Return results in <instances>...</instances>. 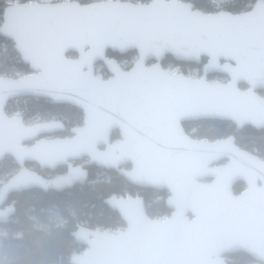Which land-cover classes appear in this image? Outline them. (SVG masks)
Listing matches in <instances>:
<instances>
[{
	"label": "water",
	"instance_id": "1",
	"mask_svg": "<svg viewBox=\"0 0 264 264\" xmlns=\"http://www.w3.org/2000/svg\"><path fill=\"white\" fill-rule=\"evenodd\" d=\"M264 20V0L236 15L203 12L183 0L26 1L8 4L0 35L14 44L29 72L0 75V162L14 159L18 170L0 186V207L13 193L45 190L47 180L26 168L83 164L114 168L128 182L166 189L165 218H151L141 197L104 200L124 222L120 231L79 226L73 239L86 246L70 264H227L243 252L264 264V160L241 148L234 135L214 140L186 133L182 122L224 120L241 130L264 129V42L241 31ZM108 51H135L127 70ZM73 53L71 57L68 53ZM201 64V76L169 72L162 59ZM149 61H154L148 65ZM221 61H223L221 63ZM101 62L110 76L95 74ZM219 73L228 81H210ZM249 88L242 90L239 84ZM44 98L83 111L81 126L68 138L37 140L64 130L60 120L27 125L5 107L17 98ZM113 128L122 142L108 144ZM107 144L105 150L99 147ZM130 163L131 170L118 169ZM243 182L236 195L233 186ZM13 207L0 208V223Z\"/></svg>",
	"mask_w": 264,
	"mask_h": 264
},
{
	"label": "trees",
	"instance_id": "2",
	"mask_svg": "<svg viewBox=\"0 0 264 264\" xmlns=\"http://www.w3.org/2000/svg\"><path fill=\"white\" fill-rule=\"evenodd\" d=\"M23 1L34 0H18V2ZM193 1L196 7L205 11L216 10L210 0ZM247 1L231 0L225 4V7L237 11L242 9ZM7 5L8 0H0V23ZM17 54L13 42L0 35V68L8 66L10 69L15 65L20 71L28 73L27 65ZM107 54L117 58L125 67H129L131 56L135 55L134 52L120 55L111 51ZM13 56H17L20 61L15 62ZM167 61L173 60L167 56L162 61L163 67L167 66ZM174 64L198 67L193 63L174 62ZM4 74L7 73L0 70V75ZM5 111L10 116L22 115L24 120L48 119L51 115H55L62 119L67 127L80 122V111L77 108L68 104H53L43 98L11 100L6 105ZM185 128L192 137L198 139L214 140L234 135L236 143L241 148L257 154L264 160V129L258 130L246 125L241 130H236L231 122L215 119L199 120L193 124V127ZM16 168L17 165L10 157L5 158L0 165V182ZM133 189L139 188L128 185L115 172L91 167L84 182H75L60 189L47 191L36 189L11 195L9 200L15 206V213L9 222L0 224V264H70V256L82 250L73 239L76 228L87 226L105 231L122 230L124 222L116 211L105 204L104 199L111 193L119 194ZM243 189L242 182H237L233 187L235 193ZM141 190H144L145 210L150 217L160 218L169 213L163 197L154 201L152 200L154 197L148 198L154 191ZM225 259L227 264H249L253 261L243 252L227 254Z\"/></svg>",
	"mask_w": 264,
	"mask_h": 264
},
{
	"label": "flooded vegetation",
	"instance_id": "3",
	"mask_svg": "<svg viewBox=\"0 0 264 264\" xmlns=\"http://www.w3.org/2000/svg\"><path fill=\"white\" fill-rule=\"evenodd\" d=\"M130 1H137V2H148L149 0H144V1H140V0H130ZM183 1H185V2H190V3H192L193 4V8L194 9H198V10H201V11H203V12H216V11H220V10H224V11H228V12H231L232 14H236V15H239V14H242V13H245V12H248V11H250L251 9H252V7H253V5H254V3L256 2V0H248L245 4H244V7L242 8V9H240V10H231V9H228V8H226L225 7V4L226 3H228L229 1H231V0H210V2L212 3V5H213V7H214V9H216V10H213V11H205V10H203V9H201V8H199V7H196V5H195V3H194V1L193 0H183ZM23 2H25V1H23ZM112 52V51H111ZM130 52H134L135 53V57H136V59H137V54H136V52L135 51H128V53H130ZM108 53V52H107ZM113 53H117V52H113ZM127 53V52H126ZM120 54V53H119ZM125 54V53H124ZM68 55L69 56H71V57H74L75 55L73 54V53H68ZM120 55H122V54H120ZM133 55V54H132ZM106 56L107 57H114V56H112V55H108V54H106ZM167 56H170V55H166L163 59H162V61L167 57ZM171 57V56H170ZM115 58V57H114ZM115 59H117V58H115ZM135 59V60H136ZM171 59L173 60V61H171L172 63H174V62H178V63H187V64H191V62H183V61H176V60H174L172 57H171ZM117 61L119 62V60L117 59ZM205 61H206V58L205 57H202V59H201V64H195V63H193V64H195V65H197L199 68H200V72H199V74L197 75V76H194V75H192V74H189V73H187V72H185L184 70H178L177 72H183L184 74H186V75H190V76H192V77H194V78H198V77H200L201 76V68H202V65L205 63ZM134 62V61H133ZM133 62L129 65V67H125V66H122V63L121 62H119V64L122 66V68L123 69H125V70H127V69H129L130 67H131V65L133 64ZM154 61H149L147 64L148 65H150V64H152ZM223 61H221V63H222ZM162 63V62H161ZM94 71H95V74H101L102 75V77H103V79H107V78H109V76H110V74H109V72L107 71V69L105 68V66L101 63V62H99V63H95L94 64ZM214 77H222V79L223 80H217V79H215V80H217V81H219V82H226V81H228L229 79H228V77L226 76V75H224V74H219V73H214V74H210L209 76H208V80H210V81H213L212 80V78H214ZM211 78V79H210ZM225 78V79H224ZM239 88L240 89H242V90H246V89H248L249 87L248 86H246L245 84H242V83H240L239 84ZM257 94H259L260 96H262V97H264V90H256L255 91ZM31 98V97H30ZM34 98V97H33ZM44 99V98H43ZM46 100H48V99H46ZM52 103V102H51ZM54 104V103H53ZM56 104V103H55ZM64 104V103H63ZM68 105H70V104H68ZM72 106V105H71ZM73 107H75V106H73ZM75 108H77L79 111H80V122H77V124H75V125H72V126H70V127H67V124L66 123H64V121L62 120V119H59V118H57V116H55V115H51L50 116V118H42V119H34V118H32V119H30V120H37V121H34V122H32V123H26L27 125H31V124H34V123H37V122H50V121H55V120H60V121H62V123L64 124V127H65V129L64 130H60V131H57V132H55V133H52V134H41V135H39V136H37L36 138H34L33 140H31V141H28V142H26L25 143V145L26 146H28V147H30V146H32L37 140H41V139H51V138H55V137H61V138H68V137H70L71 136V133L69 132V129L70 128H72V127H76V126H81L82 125V123H83V111L80 109V108H78V107H75ZM196 121H199V120H196ZM196 121H183L182 122V126H183V128H184V130H185V132L186 133H188L187 131H186V128L185 127H190V126H192L193 127V124L196 122ZM193 123V124H192ZM189 134V133H188ZM194 138H196V137H194ZM123 137L121 136V134H120V130H119V128H113L112 129V131H111V134H110V138H109V140H108V144L109 145H112V144H115V143H118V142H122L123 141ZM106 147H107V144H105V145H103V146H100L99 148L101 149V150H105L106 149ZM7 157H10V156H5L2 160H1V162H0V165H1V163L3 162V160L5 159V158H7ZM11 159H12V161L16 164V162L14 161V159L12 158V157H10ZM89 160V157H82V158H80V159H77V160H73L72 161V165H70V167H69V165L68 164H63V165H60V166H57L55 169H53V170H51V169H49V168H43L42 166H41V164L40 163H37V162H35V161H26V163H25V165H26V168L27 169H29V170H31V171H33V172H35L36 173V175H38V176H40V177H43V178H45L46 180H47V182H48V184L50 185V187L49 188H47V189H45V190H42L41 188H38V187H35V188H31V189H29V190H25V192L26 191H32V190H36V189H38V190H42V191H47V190H50V189H60V188H64V187H67V186H70V185H72V184H74L75 182H84L87 178H88V174H89V168H91V167H93V169H98V170H103V171H113V172H115L116 174H118V172L116 171V169H114V168H105V167H100V166H97L96 165V163H93V164H90V165H87V164H83L84 162H86V161H88ZM17 165V164H16ZM118 169H124V170H131L132 169V164H130V163H126V164H122V165H120L119 166V168ZM18 170V166H17V168H16V170L14 171V172H12V173H10L9 175H7V177L5 178V180H3V181H1L0 182V186L2 185V183H4L7 179H8V177H10L11 175H13L16 171ZM80 172V173H83V178L82 179H78V180H73V181H70V182H68L67 184H59L58 183V185H53V180L55 179V178H60V177H64V176H66V175H68L70 172ZM119 175V174H118ZM123 180H124V182H126L128 185H132V186H134V187H137V188H139V189H133L132 191H127V190H125L124 191V193H111V195H113V194H115L117 197H127V196H134V197H141V198H143V200H144V209H145V207H146V200H145V196L143 195V192H144V190H141V189H151L152 191H154V193H152V196H150V197H148V198H152V197H154L152 200H158V199H160V198H164V205H165V207H166V203H165V199L167 198V196L169 195V192H168V190H166V189H157V188H153V187H142V186H138V185H135V184H132V183H130V182H128L123 176H121V175H119ZM239 182H241V181H239ZM243 183V182H242ZM236 184V183H235ZM234 184V185H235ZM244 184V183H243ZM234 187V186H233ZM245 184H244V189H245ZM243 189V190H244ZM233 190V189H232ZM242 190V191H243ZM22 192H24V191H22ZM233 192H234V190H233ZM21 193V192H20ZM164 193H166L164 196H163V194ZM235 193V192H234ZM241 193V191L239 192V193H235L236 195H238V194H240ZM13 194H18V193H13ZM13 194H11V195H13ZM11 195L9 196V198H8V200H7V202L2 206V207H0L1 209H3L6 205H8V206H12L13 207V210H14V213H15V206L12 204V203H10V197H11ZM110 195V196H111ZM110 196H108V197H110ZM108 197H106V198H108ZM105 198V199H106ZM104 199V200H105ZM167 208V207H166ZM168 210H169V213L168 214H166L165 216H162V217H160V218H165V217H167V216H169L170 214H171V212H172V210L171 209H169V208H167ZM145 212H146V210H145ZM14 213L9 217V220L11 219V217L14 215ZM147 214V213H146ZM148 215V214H147ZM149 216V215H148ZM152 218V217H151ZM9 222V221H8ZM7 223V222H6ZM0 224H5V223H0ZM85 227H87V226H85ZM78 228V227H77ZM76 228V229H77ZM88 228H90V227H88ZM92 229V228H91ZM94 230H98V229H94ZM105 231V230H104ZM75 233V232H74ZM73 236H74V234H73ZM76 243V242H75ZM77 244V243H76ZM79 246H80V248L82 249L81 251H79V252H82V251H84V250H86V246H84V245H82V244H78ZM253 261H255V260H253ZM255 262H258V261H255ZM258 263H260V262H258ZM260 264H262V263H260Z\"/></svg>",
	"mask_w": 264,
	"mask_h": 264
},
{
	"label": "rangeland",
	"instance_id": "4",
	"mask_svg": "<svg viewBox=\"0 0 264 264\" xmlns=\"http://www.w3.org/2000/svg\"><path fill=\"white\" fill-rule=\"evenodd\" d=\"M34 1L48 2V1H58V0H34ZM78 1L81 3H87V2H91V1H95V0H78ZM134 2H137V1H134ZM13 3H18V0H8V4H13ZM13 57L15 58V62L20 61V59L18 58V57H20L19 55H18V57L17 56H13ZM131 57L132 58H131L130 62L132 63L133 61H135L136 57H135V55H133ZM166 64H167V66L164 68L167 71L172 72V73L177 72L178 70H184L185 72H187L189 74L197 76L200 72L199 67H193V66H189V65L188 66H180V65L172 63L171 61H167ZM13 66L14 67H11L10 69L7 66L6 68H3V69L0 68V70L3 71V73H5V72L7 73V74H4L5 76H11V77H20V76L25 74V72H22L19 69H17L15 65H13ZM215 79L223 80L222 77L212 78L213 81H217ZM17 114H20V113H17ZM13 115H15V114H13ZM34 121H37V120H24V122H26V123H32ZM83 177H84L83 173H80L78 171L77 172H70L68 175H66L64 177L55 178L52 182H53V185H58V183L59 184H67L70 181L82 179ZM249 264H260V263L255 262V261H250Z\"/></svg>",
	"mask_w": 264,
	"mask_h": 264
},
{
	"label": "snow or ice",
	"instance_id": "5",
	"mask_svg": "<svg viewBox=\"0 0 264 264\" xmlns=\"http://www.w3.org/2000/svg\"><path fill=\"white\" fill-rule=\"evenodd\" d=\"M258 29L259 39L264 42V20L259 22L245 25L240 30L241 31H256Z\"/></svg>",
	"mask_w": 264,
	"mask_h": 264
}]
</instances>
